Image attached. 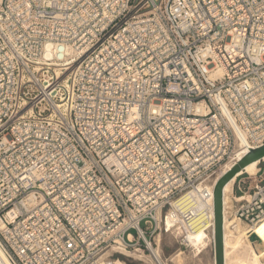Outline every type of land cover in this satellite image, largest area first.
<instances>
[{
	"label": "built area",
	"instance_id": "2783aa9c",
	"mask_svg": "<svg viewBox=\"0 0 264 264\" xmlns=\"http://www.w3.org/2000/svg\"><path fill=\"white\" fill-rule=\"evenodd\" d=\"M237 131L264 143V0H0L12 264H87L157 230L212 237L210 186ZM243 174L233 215L252 230L264 177Z\"/></svg>",
	"mask_w": 264,
	"mask_h": 264
},
{
	"label": "bare ground",
	"instance_id": "6f19581e",
	"mask_svg": "<svg viewBox=\"0 0 264 264\" xmlns=\"http://www.w3.org/2000/svg\"><path fill=\"white\" fill-rule=\"evenodd\" d=\"M70 52V51H69ZM53 55L56 58L60 57V50L59 47L55 48L54 54H52V49L50 46L46 49V56ZM200 109V107H197ZM237 134V149L234 158V162L232 163H225L222 167V170L218 174V176L213 180V183L210 186V190L212 192V202H213V216L215 217L214 212V185L216 181L223 176L226 172L231 170L234 164H236L247 152L252 149L256 148L257 146H250V143L247 141L245 135L241 132H236ZM264 159V158H263ZM260 160L251 161L242 167L239 171H236L231 177H229L223 185L222 188V227H221V239H222V264H264V260H261L257 254V251L254 247V243L264 239V220L258 223L252 230H249L246 226L242 224V222L236 220L229 221L228 220V209L230 208L229 212L231 211V195L233 190V182L235 177L242 171H249L255 172L256 166ZM233 202V201H232ZM229 207V208H228ZM230 214V213H229ZM207 227V226H206ZM206 227H199L188 240V245L193 247L196 253H199L201 248L206 247L208 242H213L215 244V236L216 232L213 228V235L212 237L207 234L204 230ZM146 240V238H145ZM147 242V241H146ZM148 248L152 251L155 255V261L158 264H162L157 249L152 247V245L148 244ZM115 250V249H114ZM120 254H125L120 251H116ZM214 255V263L215 262V254ZM129 256V255H128ZM99 259V258H98ZM103 260V258H102ZM0 264H12L8 257L6 256L5 252L2 250L0 246ZM92 264H124L120 260H116L112 262L108 258L97 262H93Z\"/></svg>",
	"mask_w": 264,
	"mask_h": 264
},
{
	"label": "rangeland",
	"instance_id": "374dc122",
	"mask_svg": "<svg viewBox=\"0 0 264 264\" xmlns=\"http://www.w3.org/2000/svg\"><path fill=\"white\" fill-rule=\"evenodd\" d=\"M229 163L233 164V162H229ZM256 172L258 173L256 174ZM242 173H244L245 175L246 174L251 175L252 179L264 177V160L262 159L258 162L256 166V171L254 173L242 170L239 174ZM244 174L241 176H244ZM254 174H256V176H254ZM253 184L254 182H252L250 186H252ZM237 196H238V191L236 190V187L233 185V190L231 195L232 199L230 201L231 205H229V207H231L230 212H229L230 208L228 207L229 221H232V218L233 221L235 220L233 213L235 206L237 204L236 201ZM242 224L245 226L244 223ZM140 226L142 228L145 227L143 222H141ZM131 233L134 234V230H131ZM145 238L148 244L152 245V247L157 249V253L162 264H215L214 255H213L214 241L208 242V245H206V247L201 248L200 252L196 253L193 247L189 245L187 247L181 246L176 236H174V234L165 233L163 232V230H157L156 232H153L150 235L149 234L146 235ZM139 244L140 247L138 246L135 249L134 248L124 249L120 245H113L108 249L103 250L100 253V255H98L94 260H92L87 264H92L95 261L97 262V260L98 262L103 261L107 258L112 262L116 260H120L124 264H158L151 255L150 249L148 248L146 243H144L143 240H140ZM254 247L257 251L259 258L261 260H264V239L255 242ZM114 249L116 251H120L125 254L117 253L115 252Z\"/></svg>",
	"mask_w": 264,
	"mask_h": 264
},
{
	"label": "water",
	"instance_id": "95a60500",
	"mask_svg": "<svg viewBox=\"0 0 264 264\" xmlns=\"http://www.w3.org/2000/svg\"><path fill=\"white\" fill-rule=\"evenodd\" d=\"M264 158V143L256 148L250 149L236 164L233 165L231 170L221 176L215 183L214 193V230L216 232L214 254L216 264H222V239H221V221H222V188L226 180L231 177L236 171L251 161L262 160Z\"/></svg>",
	"mask_w": 264,
	"mask_h": 264
}]
</instances>
